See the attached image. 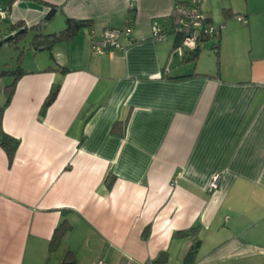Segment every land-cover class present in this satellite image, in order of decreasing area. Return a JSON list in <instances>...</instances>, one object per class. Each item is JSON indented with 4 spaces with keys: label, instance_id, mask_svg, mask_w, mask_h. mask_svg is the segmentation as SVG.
I'll use <instances>...</instances> for the list:
<instances>
[{
    "label": "crops",
    "instance_id": "1",
    "mask_svg": "<svg viewBox=\"0 0 264 264\" xmlns=\"http://www.w3.org/2000/svg\"><path fill=\"white\" fill-rule=\"evenodd\" d=\"M187 1L0 0L8 7L0 41L15 23L26 27L25 41L52 6L45 33L68 17L91 22L50 49L18 44L23 71L1 118L19 144L11 163L0 146V264H62L68 252L73 264H156L164 251L161 264H185L196 237L192 264L264 257V30L254 21L264 6L223 0L221 14L205 0V15L222 27L218 55L201 60L207 39L185 66L170 59L168 34L174 6ZM129 15L123 48L93 52L91 40L121 29ZM153 23L164 39L152 38ZM164 68L188 76L164 78ZM0 79L4 89L12 77ZM218 173V188L208 191ZM63 222L71 227L51 250Z\"/></svg>",
    "mask_w": 264,
    "mask_h": 264
},
{
    "label": "trees",
    "instance_id": "2",
    "mask_svg": "<svg viewBox=\"0 0 264 264\" xmlns=\"http://www.w3.org/2000/svg\"><path fill=\"white\" fill-rule=\"evenodd\" d=\"M188 2V1H187ZM186 2V3H187ZM185 4V3H183ZM177 5V4H176ZM57 8L55 6H52L48 13L45 15V17L40 21V23L34 25L31 27V29L33 30V36L31 37V40L29 42V46L30 48H33L34 50H41V49H50L51 46L57 42V41H62V40H70L71 38H73L74 34L77 32L78 29H80L83 26L86 25H90L91 22L89 20H80V19H73V18H66L65 19V27L57 32H50V33H45L44 29H45V24L50 21L52 19V17L55 15ZM129 21L132 25V15H129ZM206 18L212 22V20L210 18H208L206 16ZM246 19V18H245ZM213 23V22H212ZM214 24V23H213ZM219 29L218 32H214L211 35H208L206 37H203L202 40H199L198 45L196 47V49L192 50V51H187L182 57H180L179 59L181 61H188V60H192L195 61L198 56H199V51H200V46L201 43L207 39H215V43L213 44L212 49H214L216 52V56L218 55V37L221 33V25H216ZM24 29L23 33L20 34H15L19 31V29ZM10 33H13L8 36L3 37V39L7 38L10 36L9 40L7 41V43L14 45V48L17 51V67L15 69H11L7 66L3 69H0V77H5V76H10L12 77L11 82L6 85L4 87V90L7 92V98L6 101L4 102V104L2 106H0V146L5 150L9 162H12V159L14 157V154L16 152V149L18 147L19 144V140L8 135L3 129H2V122H1V118L3 115V111L4 108L7 106V104L10 101V97L12 95V92L14 90L15 87V82L17 80V78L22 74V69L19 66V60L23 54V48L18 46L19 42L23 40L24 34L26 33V27L23 26L20 23H15L13 25H11L9 27ZM173 32V31H172ZM174 33V32H173ZM175 39L173 42V47L172 50L176 47L177 44H179L181 42V36L178 34H175ZM171 50V51H172ZM161 74L164 78H168V79H180L183 77H187L188 75H183V76H168L166 74V68L162 69ZM58 91V87H53L52 90L50 91L47 99L45 100L44 104H43V110L42 112L45 110V108L50 105V103L55 99L56 94ZM114 178V176H113ZM112 180V179H111ZM110 185V184H109ZM71 227V225H69L66 222L60 223L58 225V227L55 228L54 232H53V236L51 239V243H50V249H54L58 242L60 241L62 235ZM198 226H194V227H190L186 230H182V231H177L176 235H188V234H192L194 232H196ZM200 240L196 237L193 239V243L192 245L188 248V250L185 253L184 256V263L185 264H192L196 253L198 251V246H199ZM167 258V253L161 252L155 259V263L156 264H161L163 263ZM74 263V259H73V255L68 252L66 253L65 257L63 258L62 264H73Z\"/></svg>",
    "mask_w": 264,
    "mask_h": 264
},
{
    "label": "built area",
    "instance_id": "3",
    "mask_svg": "<svg viewBox=\"0 0 264 264\" xmlns=\"http://www.w3.org/2000/svg\"><path fill=\"white\" fill-rule=\"evenodd\" d=\"M202 0H188L185 4H177L174 6L173 14L175 16V23L173 32L181 36V42L171 51V55H178L182 57L187 51L196 49L199 40L203 37L218 32V27L210 22L202 9ZM6 12L1 8L0 2V20L5 18ZM238 19L245 22L244 16L239 15ZM131 23L129 18L126 19L124 26L121 29L106 27L103 30L100 39L91 40V48L95 53L103 54L110 53L115 49H122L120 42V35L124 33L126 36H131ZM165 33L163 28L157 23L152 24V38L155 40L164 39ZM220 174H215L208 182L207 190L213 191L218 188L220 181Z\"/></svg>",
    "mask_w": 264,
    "mask_h": 264
},
{
    "label": "rangeland",
    "instance_id": "4",
    "mask_svg": "<svg viewBox=\"0 0 264 264\" xmlns=\"http://www.w3.org/2000/svg\"><path fill=\"white\" fill-rule=\"evenodd\" d=\"M205 0H202L201 4L203 5ZM222 1L223 0H215V9L213 10L214 12L218 11L222 14ZM235 2H238L239 4L241 3H244L245 0H234ZM250 3H253V4H259V5H262L264 6V0H248ZM257 5V6H259ZM1 8H3L6 12V14L8 13V7H5V6H2L1 5ZM219 14V15H221ZM215 18H218V16L213 15ZM236 18H238V16H236ZM257 20V24H260V27L262 30H264V16L262 15H256V18L254 19V21ZM28 35L26 36V39L25 41H21L19 42L20 46L23 47V45L25 44L26 46H29V41L31 40V37L33 36V32L29 31L27 33ZM261 34L264 35V32L261 31ZM168 38L172 39V37L174 36V33L171 32L170 34H168ZM212 40H215V39H211L209 41H207L206 45L208 46L210 43H212ZM206 45L204 46V48L201 47V51H200V57H201V60L203 59H206V55L209 54V60L213 61V59H215V56H214V51L213 49H210V48H205ZM16 50L14 49V45L12 44H3L2 46H0V69H3L5 67H9L11 69H15L17 67L16 63H15V55H16ZM25 56L26 57H30L31 56V52L28 51L27 49L25 50ZM171 55V54H170ZM204 57V58H203ZM171 60H174L175 62H179V57L178 55L175 53V55L171 56L170 57ZM219 64H225V61L223 58H219ZM7 63V66L5 65ZM193 61L192 60H188L184 63H181V65H190L192 64ZM2 79H0V83H2L1 81ZM0 98H5L4 95L5 93H7L6 91H4L3 89V85H0ZM0 103H3L0 102ZM205 245V243H204ZM201 258V256L197 259L199 261V259ZM242 259H244L245 257H241ZM247 260L248 262L245 263V264H264V257H262L261 255H253V254H250L247 256ZM218 264H224V263H218ZM231 264H234V263H231Z\"/></svg>",
    "mask_w": 264,
    "mask_h": 264
},
{
    "label": "water",
    "instance_id": "5",
    "mask_svg": "<svg viewBox=\"0 0 264 264\" xmlns=\"http://www.w3.org/2000/svg\"><path fill=\"white\" fill-rule=\"evenodd\" d=\"M23 31L22 30H20V31H18L17 33H15V34H20V33H22ZM11 36V35H10ZM10 36L9 37H7V38H5V39H3V40H1L0 41V46L4 43V42H6V41H8L9 40V38H10Z\"/></svg>",
    "mask_w": 264,
    "mask_h": 264
}]
</instances>
